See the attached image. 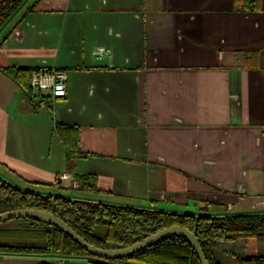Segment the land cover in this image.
<instances>
[{
    "label": "crops",
    "instance_id": "crops-1",
    "mask_svg": "<svg viewBox=\"0 0 264 264\" xmlns=\"http://www.w3.org/2000/svg\"><path fill=\"white\" fill-rule=\"evenodd\" d=\"M8 67L66 72L67 95L35 105ZM57 125L76 129L71 160ZM0 177L176 214L264 213V0H27L0 31ZM62 260L90 264H0Z\"/></svg>",
    "mask_w": 264,
    "mask_h": 264
},
{
    "label": "trees",
    "instance_id": "trees-1",
    "mask_svg": "<svg viewBox=\"0 0 264 264\" xmlns=\"http://www.w3.org/2000/svg\"><path fill=\"white\" fill-rule=\"evenodd\" d=\"M27 0H0V31ZM38 70L8 67L3 71L25 91L35 105H49L31 88V75ZM56 134L67 146V157L76 155V129L56 126ZM81 155V154H80ZM83 156V155H81ZM82 189L93 190L90 176L78 178ZM36 209L55 214L86 242L102 249L131 246L165 228L180 225L196 235L210 264H264V213L223 217L176 214L23 191L0 177V214ZM0 223V258L5 255L84 258L90 264H201L192 246L173 235L132 257L106 260L88 253L58 228L32 219ZM228 245V248H226ZM39 264H48L45 261Z\"/></svg>",
    "mask_w": 264,
    "mask_h": 264
},
{
    "label": "water",
    "instance_id": "water-1",
    "mask_svg": "<svg viewBox=\"0 0 264 264\" xmlns=\"http://www.w3.org/2000/svg\"><path fill=\"white\" fill-rule=\"evenodd\" d=\"M14 219H32L48 225L54 226L70 236L78 245L84 248L88 253L95 257L106 260H120L141 252L145 248L166 239L170 236L177 235L184 238L194 249L201 264H210L207 260L198 238L186 227L173 225L165 228L131 246L121 249H102L85 241L69 224L55 214L47 211L36 209H18L0 214V223Z\"/></svg>",
    "mask_w": 264,
    "mask_h": 264
},
{
    "label": "built area",
    "instance_id": "built-area-1",
    "mask_svg": "<svg viewBox=\"0 0 264 264\" xmlns=\"http://www.w3.org/2000/svg\"><path fill=\"white\" fill-rule=\"evenodd\" d=\"M108 53L109 50L105 47H98L95 50L97 59L103 58ZM67 83V73L54 68H38L31 75V88L39 93L42 98L51 97V99H61L66 97ZM45 105V103H42V106L45 107ZM60 180H71V176L69 174H62ZM72 182L74 186H78L77 181L73 180ZM60 264H66V261L62 260Z\"/></svg>",
    "mask_w": 264,
    "mask_h": 264
},
{
    "label": "rangeland",
    "instance_id": "rangeland-1",
    "mask_svg": "<svg viewBox=\"0 0 264 264\" xmlns=\"http://www.w3.org/2000/svg\"><path fill=\"white\" fill-rule=\"evenodd\" d=\"M63 196H64V197L71 198L72 194H70V193L68 192V193H64ZM78 198H80L81 200H87L85 197H84L85 199H83V198H81V197H78ZM80 199H79V200H80ZM8 222H11V221H8Z\"/></svg>",
    "mask_w": 264,
    "mask_h": 264
}]
</instances>
